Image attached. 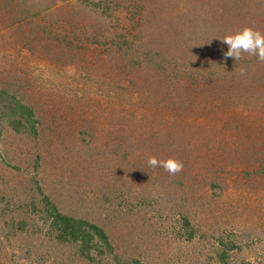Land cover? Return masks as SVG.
Segmentation results:
<instances>
[{
    "label": "rangeland",
    "instance_id": "1",
    "mask_svg": "<svg viewBox=\"0 0 264 264\" xmlns=\"http://www.w3.org/2000/svg\"><path fill=\"white\" fill-rule=\"evenodd\" d=\"M111 1L115 20L0 0V264H264V62L218 74L187 60L204 61L208 36L227 50L225 35L264 34V0ZM35 181L103 226L113 255L58 243Z\"/></svg>",
    "mask_w": 264,
    "mask_h": 264
},
{
    "label": "trees",
    "instance_id": "2",
    "mask_svg": "<svg viewBox=\"0 0 264 264\" xmlns=\"http://www.w3.org/2000/svg\"><path fill=\"white\" fill-rule=\"evenodd\" d=\"M79 3V5L83 6L84 8L88 10H93L99 14L104 13L108 15L109 19H114V14H110L111 7L115 5L111 0H98L97 2H94L92 0H75ZM214 3H216V0H212ZM211 1V2H212ZM43 10H48V8H44L43 5H40ZM213 7V6H212ZM142 9L139 6V13ZM203 23V21L201 20ZM208 31H210L208 29ZM206 31V32H208ZM208 36V33H206ZM205 36V35H204ZM120 39H123L122 36L119 37ZM204 38V37H203ZM209 39V40H208ZM116 43L115 41H113ZM202 42V41H201ZM123 43L121 41L117 42ZM196 48H193V50ZM202 50L206 54L204 61L201 62V60L189 58L187 59L188 62L190 61L192 64H195L198 66H203L205 70H213L214 73L220 74L221 72H225L226 74H231L233 71H241L243 68L245 71L249 70L251 66H249L248 58L251 57L247 53L242 54V57L240 60H234L233 58H227L225 59L224 53L227 50H219L216 49L212 42L211 38L208 36L206 37L204 41V45H202ZM151 54H148L147 56H150ZM153 57H151L149 60H151V63L153 64ZM253 58H257L253 56ZM197 68V67H196ZM254 69H251L249 72H253ZM17 110L19 111V115L21 117L23 116L24 121L28 124H32L31 128L34 130L33 123L34 120L30 114L29 109H26L25 106L21 105L20 103L17 104ZM20 109L23 111L20 112ZM28 114V115H25ZM10 126L12 129L16 132H20L21 122L20 119L10 121ZM34 132V131H33ZM36 191L41 197V203L43 205V209L41 212L43 214V218H45L46 222L50 221V227L51 233H54V239L61 244H73L77 245L80 255L87 259V260H94L91 256L92 253H96L97 256H112L113 255V246L111 245V241L109 239V236L104 230V227L99 225L97 222H89L86 218H79L76 216L71 215H65L61 213L57 207L51 202L50 198L47 195H44L42 193L41 187L38 185V183L35 181ZM31 205V204H30ZM33 205H31L32 207ZM34 208V206H33ZM182 228L190 227V223L187 221V219L182 220ZM192 231H189L187 233V238L191 239L193 233ZM235 244L233 243L230 249L235 248ZM229 249V250H230ZM226 253H222L219 256L220 263L222 264H228L226 260ZM112 258L115 260L117 264H121L120 260L117 256H112Z\"/></svg>",
    "mask_w": 264,
    "mask_h": 264
},
{
    "label": "clouds",
    "instance_id": "3",
    "mask_svg": "<svg viewBox=\"0 0 264 264\" xmlns=\"http://www.w3.org/2000/svg\"><path fill=\"white\" fill-rule=\"evenodd\" d=\"M219 40L227 45V51L224 53L225 59L240 60L242 54L247 53L250 56L257 57L258 61L264 62V34L259 31L244 28L233 34L225 35ZM243 72L244 69L242 68L241 74ZM147 163L153 168L161 167L172 175L180 172L183 168L181 163L173 159L158 160L155 157H149Z\"/></svg>",
    "mask_w": 264,
    "mask_h": 264
}]
</instances>
